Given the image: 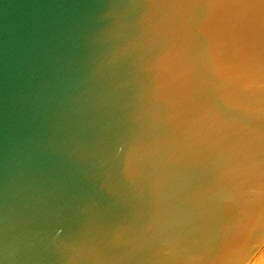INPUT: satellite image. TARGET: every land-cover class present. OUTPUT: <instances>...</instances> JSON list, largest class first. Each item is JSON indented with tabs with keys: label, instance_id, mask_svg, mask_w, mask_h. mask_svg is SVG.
I'll return each mask as SVG.
<instances>
[{
	"label": "water",
	"instance_id": "95a60500",
	"mask_svg": "<svg viewBox=\"0 0 264 264\" xmlns=\"http://www.w3.org/2000/svg\"><path fill=\"white\" fill-rule=\"evenodd\" d=\"M263 246L264 0H0V264Z\"/></svg>",
	"mask_w": 264,
	"mask_h": 264
},
{
	"label": "bare ground",
	"instance_id": "6f19581e",
	"mask_svg": "<svg viewBox=\"0 0 264 264\" xmlns=\"http://www.w3.org/2000/svg\"><path fill=\"white\" fill-rule=\"evenodd\" d=\"M263 248H264V246H263ZM263 248L259 251V255L257 253L258 256L255 255L256 257L254 256L255 258L253 257L254 259L251 260L248 264H256V260H257L256 258H258V257H259L258 258L259 259V261H258L259 264H264V249ZM258 262H257V264H258Z\"/></svg>",
	"mask_w": 264,
	"mask_h": 264
},
{
	"label": "rangeland",
	"instance_id": "374dc122",
	"mask_svg": "<svg viewBox=\"0 0 264 264\" xmlns=\"http://www.w3.org/2000/svg\"><path fill=\"white\" fill-rule=\"evenodd\" d=\"M262 248H263V247H262ZM262 248H261V249H262ZM261 249H260V250H261ZM263 249H264V248H263ZM256 255H257V254H256ZM258 255H259V252H258ZM258 255H257V256H258ZM255 257H256V256H255ZM255 257H254V258H255ZM254 258H253V259H254ZM258 258H259V257H258ZM258 258H256V259H257V260H256V264H257V262L259 261ZM253 259H252V260H253ZM258 264H259V262H258Z\"/></svg>",
	"mask_w": 264,
	"mask_h": 264
}]
</instances>
